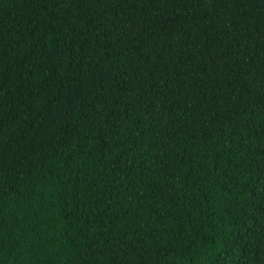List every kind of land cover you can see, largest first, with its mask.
<instances>
[{"label":"trees","instance_id":"16d2710c","mask_svg":"<svg viewBox=\"0 0 264 264\" xmlns=\"http://www.w3.org/2000/svg\"><path fill=\"white\" fill-rule=\"evenodd\" d=\"M0 264H264V0H0Z\"/></svg>","mask_w":264,"mask_h":264}]
</instances>
